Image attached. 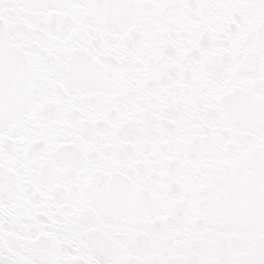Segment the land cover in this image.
Wrapping results in <instances>:
<instances>
[{
	"label": "snow or ice",
	"instance_id": "snow-or-ice-1",
	"mask_svg": "<svg viewBox=\"0 0 264 264\" xmlns=\"http://www.w3.org/2000/svg\"><path fill=\"white\" fill-rule=\"evenodd\" d=\"M0 264H264V0H0Z\"/></svg>",
	"mask_w": 264,
	"mask_h": 264
}]
</instances>
